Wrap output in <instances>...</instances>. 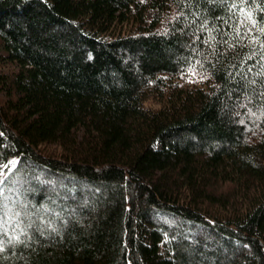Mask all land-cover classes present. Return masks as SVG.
Segmentation results:
<instances>
[{
  "label": "trees",
  "instance_id": "trees-1",
  "mask_svg": "<svg viewBox=\"0 0 264 264\" xmlns=\"http://www.w3.org/2000/svg\"><path fill=\"white\" fill-rule=\"evenodd\" d=\"M261 27L264 0H0V264H264Z\"/></svg>",
  "mask_w": 264,
  "mask_h": 264
},
{
  "label": "snow or ice",
  "instance_id": "snow-or-ice-1",
  "mask_svg": "<svg viewBox=\"0 0 264 264\" xmlns=\"http://www.w3.org/2000/svg\"><path fill=\"white\" fill-rule=\"evenodd\" d=\"M249 18H251V14H249ZM256 22L253 21V24H255ZM261 32H264V27L260 28ZM262 47H264V45H262ZM262 59H264V57H262ZM250 70V69H249ZM260 74H264V72L260 73ZM14 161H10L9 164H14ZM9 165L7 164H2L0 163V168H7ZM5 180L6 177H4L3 175H0V211H2L5 207H7V205L4 203L6 197L4 195L5 191H6V184H5ZM7 191H12V189H7ZM24 207L26 208L27 205H24ZM8 211H11V209L9 208ZM21 215V212H16L15 216L19 217ZM0 221H2V217H0ZM30 227V225H29ZM23 229L21 230V232L23 233ZM14 240H18V238H14ZM12 242V241H10ZM4 247V242L3 240H0V251L3 250Z\"/></svg>",
  "mask_w": 264,
  "mask_h": 264
}]
</instances>
